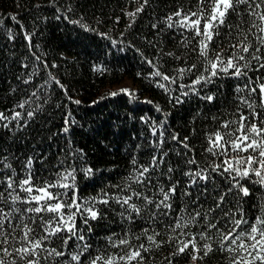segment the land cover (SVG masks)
<instances>
[{
  "label": "snow or ice",
  "instance_id": "1",
  "mask_svg": "<svg viewBox=\"0 0 264 264\" xmlns=\"http://www.w3.org/2000/svg\"><path fill=\"white\" fill-rule=\"evenodd\" d=\"M134 2L140 7L125 13L133 22L150 5ZM152 28L157 37L179 36L177 51L165 52L158 40L154 59L144 58L150 76L159 78L157 87L170 95V85L180 90L170 102L190 95L213 107L226 102L202 117L211 129L201 130L203 162L190 136L171 133L166 141L150 123L156 137L150 159L141 163L133 155L123 182L111 185L115 192L101 189L84 198L74 166L83 150L70 140L52 163L46 154L14 153L0 137V264H154L158 253V264H179L181 258L211 264L221 256L225 264H264V199L256 196H264V0H173ZM25 38L31 43L29 34ZM163 57L175 65L174 74L161 70ZM28 103L15 106L25 112H0V127L9 129L12 121L27 127L25 115L31 119L40 110H27ZM70 116L64 134L75 124ZM169 141L174 143L165 146ZM79 171L94 175L91 168ZM249 198L253 203L245 208ZM109 213L118 218L119 231L97 243L91 222L108 220Z\"/></svg>",
  "mask_w": 264,
  "mask_h": 264
},
{
  "label": "trees",
  "instance_id": "2",
  "mask_svg": "<svg viewBox=\"0 0 264 264\" xmlns=\"http://www.w3.org/2000/svg\"><path fill=\"white\" fill-rule=\"evenodd\" d=\"M130 3L132 0H54L53 6L52 0H0V112L9 116L11 110L25 112L15 107L24 101H29L27 110L38 105L40 109L34 118L25 115L27 127L23 129L14 127L17 121L9 125L11 131L0 127V137L14 153L46 154L52 163L58 152L69 148L70 140L72 148L83 150V158L74 166L84 198L96 196L101 189L115 192L111 185L123 182L133 155L141 163L150 159V143L156 139L150 123L155 125L157 135L163 132L166 141L171 133L190 136L197 159L203 162L201 130L211 129L205 127L209 121L202 117L216 114L226 104L221 100L213 107L194 95L182 97V103L170 102L180 90L170 85V95L157 87L159 78L150 76L153 69L144 58L154 59L158 47L153 44L158 40L165 52L178 50V35L175 39L168 33L157 37L152 28L153 22L172 9L173 0H150L134 22L125 14ZM69 5L71 11H67ZM73 20L80 23H71ZM25 33L31 36V43ZM160 63L162 71L174 74L170 58L163 57ZM180 82H187V78ZM163 83L169 86L167 81ZM37 89V96H32ZM121 89H130L134 95ZM113 92L119 94L112 96ZM68 113L75 124L64 134L60 130ZM193 128L199 135L192 134ZM80 168H91L94 175L85 178ZM256 196L264 199L260 193ZM251 203L249 198L245 208ZM91 223L97 243H103L110 232L119 231L118 218L112 213L108 220ZM159 259L158 253L154 264ZM179 264L190 262L181 258ZM211 264L225 261L221 256Z\"/></svg>",
  "mask_w": 264,
  "mask_h": 264
},
{
  "label": "rangeland",
  "instance_id": "3",
  "mask_svg": "<svg viewBox=\"0 0 264 264\" xmlns=\"http://www.w3.org/2000/svg\"><path fill=\"white\" fill-rule=\"evenodd\" d=\"M136 8H139V3L134 2V0H132V3H130L126 8H125V12H132L134 11Z\"/></svg>",
  "mask_w": 264,
  "mask_h": 264
}]
</instances>
